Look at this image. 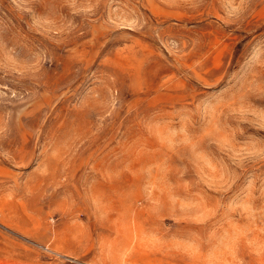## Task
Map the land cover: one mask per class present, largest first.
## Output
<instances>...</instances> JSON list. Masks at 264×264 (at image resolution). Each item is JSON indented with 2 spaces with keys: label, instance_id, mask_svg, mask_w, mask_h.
Segmentation results:
<instances>
[{
  "label": "rangeland",
  "instance_id": "1",
  "mask_svg": "<svg viewBox=\"0 0 264 264\" xmlns=\"http://www.w3.org/2000/svg\"><path fill=\"white\" fill-rule=\"evenodd\" d=\"M0 264H264V0H0Z\"/></svg>",
  "mask_w": 264,
  "mask_h": 264
}]
</instances>
